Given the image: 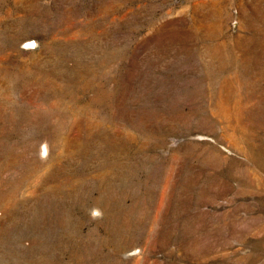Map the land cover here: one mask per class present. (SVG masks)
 I'll return each mask as SVG.
<instances>
[{"label": "rangeland", "instance_id": "rangeland-1", "mask_svg": "<svg viewBox=\"0 0 264 264\" xmlns=\"http://www.w3.org/2000/svg\"><path fill=\"white\" fill-rule=\"evenodd\" d=\"M0 264H264V0H0Z\"/></svg>", "mask_w": 264, "mask_h": 264}]
</instances>
